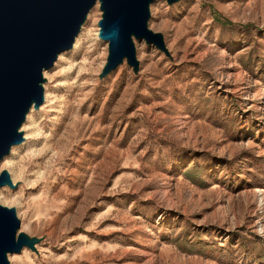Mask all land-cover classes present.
Returning <instances> with one entry per match:
<instances>
[{"label": "rangeland", "instance_id": "374dc122", "mask_svg": "<svg viewBox=\"0 0 264 264\" xmlns=\"http://www.w3.org/2000/svg\"><path fill=\"white\" fill-rule=\"evenodd\" d=\"M119 59L98 0L0 161L7 264H264V0H152Z\"/></svg>", "mask_w": 264, "mask_h": 264}, {"label": "water", "instance_id": "95a60500", "mask_svg": "<svg viewBox=\"0 0 264 264\" xmlns=\"http://www.w3.org/2000/svg\"><path fill=\"white\" fill-rule=\"evenodd\" d=\"M97 1L0 0V157L19 141L16 132L29 111L30 98H40L43 70L72 47ZM100 1L105 10L102 29L107 32L102 37L111 43L116 59L130 50L132 34L154 40L146 28V8L152 0ZM17 223L10 211L0 207V264H7L3 252L21 246L14 241Z\"/></svg>", "mask_w": 264, "mask_h": 264}, {"label": "bare ground", "instance_id": "6f19581e", "mask_svg": "<svg viewBox=\"0 0 264 264\" xmlns=\"http://www.w3.org/2000/svg\"><path fill=\"white\" fill-rule=\"evenodd\" d=\"M81 28V27H80ZM107 34V32L105 31V29H103L102 30V35L104 36V35H106ZM75 41V40H74ZM73 45V44H72ZM54 64V63H53ZM40 88V87H39ZM40 98H37V97H35V96H32L31 98H30V106L32 105V104H36V103H38L39 104V102L41 101V100H43L42 98H43V93H42V89L40 88ZM26 114L27 113H25L24 114V116H23V119L25 120V116H26ZM23 123V122H22ZM16 134H17V136L19 137V134H18V131L16 132ZM17 142H15V143H13V144H11L10 146H9V151H10V149H11V147L13 146V145H15ZM8 151V152H9ZM8 154V153H7ZM7 154H5V155H7ZM5 155H1L3 158H4V156ZM2 157H0V159L2 158ZM1 207V206H0ZM2 208V207H1ZM3 255H4V258H6L5 256H6V252H3ZM6 261V260H5Z\"/></svg>", "mask_w": 264, "mask_h": 264}]
</instances>
